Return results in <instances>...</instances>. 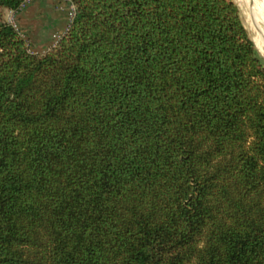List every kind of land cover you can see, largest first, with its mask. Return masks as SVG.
<instances>
[{"label": "trees", "instance_id": "obj_1", "mask_svg": "<svg viewBox=\"0 0 264 264\" xmlns=\"http://www.w3.org/2000/svg\"><path fill=\"white\" fill-rule=\"evenodd\" d=\"M71 1L44 52L0 17V264H264V57L238 3Z\"/></svg>", "mask_w": 264, "mask_h": 264}, {"label": "rangeland", "instance_id": "obj_2", "mask_svg": "<svg viewBox=\"0 0 264 264\" xmlns=\"http://www.w3.org/2000/svg\"><path fill=\"white\" fill-rule=\"evenodd\" d=\"M235 1L241 9L244 24L253 40L251 11L241 4L240 0ZM74 8L75 5L71 0H27L14 14V22L27 37L31 49L36 52H44L55 44L66 30ZM0 17L8 20V11L0 10ZM255 45L264 57V49L256 43Z\"/></svg>", "mask_w": 264, "mask_h": 264}, {"label": "bare ground", "instance_id": "obj_3", "mask_svg": "<svg viewBox=\"0 0 264 264\" xmlns=\"http://www.w3.org/2000/svg\"><path fill=\"white\" fill-rule=\"evenodd\" d=\"M251 11V32L254 42L264 49V0H240Z\"/></svg>", "mask_w": 264, "mask_h": 264}, {"label": "built area", "instance_id": "obj_4", "mask_svg": "<svg viewBox=\"0 0 264 264\" xmlns=\"http://www.w3.org/2000/svg\"><path fill=\"white\" fill-rule=\"evenodd\" d=\"M27 0H25V2H26ZM24 2V3H25ZM23 3V4H24ZM15 12H16V10H13V9H10V11L8 12V21H10V22H12L15 26H17V24L14 22V14H15ZM73 13H74V11L73 12H71V17H72V15H73Z\"/></svg>", "mask_w": 264, "mask_h": 264}, {"label": "crops", "instance_id": "obj_5", "mask_svg": "<svg viewBox=\"0 0 264 264\" xmlns=\"http://www.w3.org/2000/svg\"><path fill=\"white\" fill-rule=\"evenodd\" d=\"M5 9H6V11H8V12L10 11V9L7 8V7H1V8H0L1 11H4ZM15 13H16V12H15Z\"/></svg>", "mask_w": 264, "mask_h": 264}]
</instances>
